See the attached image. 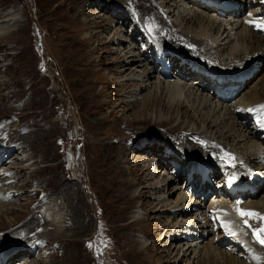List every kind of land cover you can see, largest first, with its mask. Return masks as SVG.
<instances>
[{"label": "rangeland", "instance_id": "1", "mask_svg": "<svg viewBox=\"0 0 264 264\" xmlns=\"http://www.w3.org/2000/svg\"><path fill=\"white\" fill-rule=\"evenodd\" d=\"M261 2L231 0L226 7L240 14L231 16L234 19H242L252 12L264 18V2ZM216 4L210 6L213 8ZM191 5L198 12L217 14L216 9H202L195 2ZM147 6L145 0H0V197L3 196L0 198V225L28 223L33 228L31 232L42 239L40 243L30 244L33 240L26 239L25 235L17 237L10 230H7L10 236L7 231L0 232V264H191V260L174 263L172 258L179 256L185 242L195 237L185 234L188 227H168L170 220L160 201H174L179 194L182 195L180 203L186 205L185 199L189 196V200L196 202L191 205H197L200 215H205L207 220L212 215L210 203L216 197L213 192L217 191L213 183L218 181L221 167L230 166L234 172L245 174L239 170L240 166L233 168L236 158L242 155L245 158L243 153L248 148L253 150L259 144L264 147L261 137L264 132H257L253 124L256 115L262 116L261 109L256 108L253 116L245 115L246 119L243 116L227 120L226 115L219 125L221 130L226 126L223 133L230 137H217L220 133H216L215 138L233 151L231 161L225 158L216 161L215 154L213 158L205 155L202 160L190 158L187 154L196 151L192 154L198 155L199 147L191 144L186 136L178 145L174 141L176 137L169 135L179 136L185 123L164 122L153 126V122L142 123L143 117L133 114L131 93L120 91L118 94L116 84L132 80L128 79L132 74L147 72L148 63H152L158 73L166 70L154 58L155 46L163 45V39L150 36V42L142 40L144 35L151 34L149 27L155 32L159 30L155 29L156 22L147 24L139 20L148 12ZM157 11L165 15L161 8ZM126 13L128 21L125 23ZM241 29L236 28L239 48L240 35L245 33ZM262 31L255 35L264 41ZM125 39H129L128 44ZM122 48L128 56L137 59L136 65L132 63L127 68L128 61L117 57ZM141 49L143 55L138 52ZM169 49L176 57L170 58L173 65L170 71H174L181 61L180 55L175 54L184 51L173 44ZM42 56L46 66L40 62ZM187 59L189 63L205 65L201 60ZM142 61L148 62L146 66ZM206 63L219 68L216 62L206 60ZM152 68L150 71L156 75ZM237 69L241 76H228L230 82L235 83L219 85L224 88L214 85L204 88L190 72L184 81L187 86H202L199 93L211 97L225 89L232 97L226 98L224 103L245 102L251 91L264 83V52ZM150 90L151 85L142 93L139 91L137 102ZM196 99L188 100L190 113L196 117L198 112L206 115L209 107H197ZM174 112L162 110L161 114L168 118ZM249 131H253L254 136L244 139ZM242 133L244 136L239 140L234 139ZM189 137L199 136L192 132ZM142 141L147 142V148L141 150L139 142ZM163 142L170 145L172 152H165L169 155L165 160L158 155L162 153ZM208 146L215 147L214 144ZM259 159L263 164L257 170L256 181L264 185V157ZM207 167L217 169L214 176L212 173L205 176L212 184L201 178L205 175L201 170ZM192 174H195L193 180ZM180 186L182 188L176 191ZM250 189L241 192L243 199L248 201L252 197L260 206L264 205V189L257 196H250ZM5 196L9 199L5 200ZM42 203L46 204L45 209L55 207L59 216L57 226L41 217ZM261 211L264 214V209ZM184 217L193 221V210ZM260 220L249 219L252 225ZM214 221L213 218L212 223ZM216 224L215 221L212 232L205 234L200 232L201 228H190V233L202 234L198 248L194 246L197 256L193 264H202L204 248L220 239L223 240L220 250L226 252V257L222 259L218 254L216 263L225 264L224 260L230 259L228 250L234 245L230 237H217L222 229ZM262 224L264 220L258 228ZM206 230L209 231L210 226ZM213 237L216 239L211 240ZM250 238L253 241L252 231ZM239 245L236 252L246 253V249L237 250ZM211 252L214 255L218 251L212 246Z\"/></svg>", "mask_w": 264, "mask_h": 264}, {"label": "bare ground", "instance_id": "2", "mask_svg": "<svg viewBox=\"0 0 264 264\" xmlns=\"http://www.w3.org/2000/svg\"><path fill=\"white\" fill-rule=\"evenodd\" d=\"M156 1L155 0H145V2L149 4V6H147L148 12L140 16L139 20H141L142 23L146 22L147 24H149L150 22H156L157 26H155V29L158 28L159 30L155 32L153 31L152 27H149L151 28V34L148 33L147 35H144L142 40H145L146 42H150L149 41L150 36L153 38L163 39L162 46H164L165 51L161 52V56L163 57V60H164L161 67L165 68L166 70L165 71L162 70L161 72H159L160 73V76H159L158 70L157 69L155 70L154 68H152V63L142 61L145 66H146L145 63H148V67L154 69L157 74L155 75L153 72L150 71V68L149 69L147 68L148 69L147 72L137 71L138 74L136 76L134 74H132L130 77H128V75H125L126 78L128 77V79H132V80H127V82L122 81L116 84L118 85V88L116 87V90L118 91L117 93L119 94L120 91L131 93L130 97H131V101L133 102V105H132L133 114L136 117L142 116L143 117L142 123L153 122V126L154 125L159 126L164 122L166 124H170L171 122L177 121L179 125L182 123H185V128L181 127V129H184V130L179 131L180 132L179 136H177L176 133L169 134V135L173 136L174 138L176 137L174 141L178 145L184 142L185 140L184 136H186L191 140V144L197 145V147H199V149L197 150L198 155L192 154L196 152V151H192V153L187 154L188 157L190 158L198 157V160H202V159H205L204 157L205 155H207L209 158H213L214 157L213 155L215 154L216 155L215 157H218V159L225 158L227 160H230L231 158H233L231 155L232 154L231 152L233 151L231 150L230 152L229 148L225 147L223 143L217 140V137L227 138V137H230V135L225 137L226 135L225 133H223V129L226 126H224L223 129L221 130L219 125L224 122L226 115H228L226 117L227 120L235 119V117L240 118L243 116L245 118V115H247L246 110L249 109L252 105L258 106V105L264 104V83L263 85L260 84L256 86L255 89L251 91V93L247 97L249 98V100H247L246 98L247 101L245 102L237 101L234 104H230V102L224 103L225 102L224 100L226 98L228 99L232 97L231 95L225 93V89L224 91L220 90L219 91L220 94L218 93L217 95L213 97L207 94L199 93V90L202 89L203 87L208 88L209 86L212 87V85H214L215 88H217L219 85L217 84L216 81H214V79L211 76L208 77L203 74V70H204L203 68L205 67L211 72L220 74L219 76L221 78H223L224 75L226 77L228 76L234 77V74H237L238 77H240L241 75L239 74L241 72L240 70L237 69V67L257 55H262L264 52V47H263L264 41H262L260 37L256 36L257 34L255 33V32L260 31L261 29L256 27L254 24H249L247 21H259V20H264V18L260 17L259 15H255L252 12L246 15L242 19H239V20L234 19L231 16H235L236 14L240 15L237 11H235L234 9H230V10L223 9L224 4L226 3L225 5H229L231 0H209L210 4H211V1H217L216 2L217 5H215L213 8L210 6V4H206L202 2L201 0H182V1L180 0H156ZM261 1L264 2V0H261ZM183 2L189 3V5L186 6L183 4ZM192 2H195V5L199 6V8L201 7L202 9L203 7L207 9L209 8L216 9L217 14H215L213 11L210 14H208V13H203L202 11L198 12L196 10H193L192 5H191ZM157 8H161L162 12L165 13V15H159ZM224 14L226 17L221 18L222 15ZM227 16L229 18H227ZM172 20L174 22H171ZM124 21L125 23L128 21L127 13L125 14ZM240 27H242L241 32L243 31L245 33L243 36L240 35V45L241 46L239 48V43H238L239 36H237L236 28H240ZM139 28L141 29L142 32H145L142 26H139ZM118 32H120V30ZM125 41L127 42V44L129 43V39H125ZM172 44L175 45L176 48L182 49L184 53L176 50L179 54H175V55H180V57L178 58H180L181 61L175 67L174 71L171 70L168 72V70L173 66L171 64L172 61L170 62V58L175 57L174 54L169 49L172 47ZM184 47H186L187 49L185 50ZM123 49L124 48H122V52H119V55L117 57L122 56L123 57L122 60L124 62L128 61L127 68H130V66L133 65L132 63L136 65L137 64L136 62H138L137 59L133 58L132 56H128L127 51H124ZM89 51H92V50H89ZM138 52L139 54L143 55L142 49H141V52L140 51ZM88 55L89 53L86 55V57H88ZM220 56L221 57L224 56L223 60L220 59L221 58ZM124 57H127V58L124 59ZM187 58H190L191 60L194 59L195 61L203 60V62L205 61L204 63L206 66L203 65L201 67L198 63H195V62L193 64L189 63ZM204 58L208 61L216 62L219 65V68L216 67L215 65H209V63H206V60H204ZM230 68H233V69H230ZM132 71L135 72V69H133ZM189 72L192 73L190 74L191 76H196L198 78L197 81H199V84L202 85L203 87L200 85L192 86L194 84H192L191 86L190 85L187 86L184 79H186L187 76L189 78V74H187ZM97 78L98 77H96V80ZM152 79H155V80L152 81ZM179 79H182L183 81H179ZM230 81L232 80L226 78L225 83L227 85L229 83L231 85H234L235 81L234 82H230ZM150 85L152 86V90L146 91L145 92L146 94L144 95L143 99L140 101L138 100L137 102V99L139 98L138 94H141L142 91L146 90L147 87ZM186 87L188 88L185 89V91L183 92L184 88ZM219 87L224 88L221 86ZM232 92L234 94V91ZM195 97H197L196 99L197 100L196 102H198L197 107H200L201 109L205 107H209L208 113L206 115L205 114L201 115L200 112L196 111L198 112V115L196 117L195 114L190 113L191 104L189 105L188 100L194 99ZM217 109L219 110L217 111ZM162 110H166L167 112L168 111L174 112L176 110L177 113L175 114L174 112L173 114L174 116L169 115V117L167 118V116H165L164 114H161ZM151 113H154V116ZM263 114H264V110L262 113L261 120H264ZM178 124L176 126H179ZM195 131H199V132L195 133ZM245 131L246 130H244V132ZM192 132H194V134H198L199 137H195V138L189 137V135ZM216 133L217 134L220 133V135H218L215 138ZM243 133L240 135H237L234 139L239 140V138L244 136ZM248 134L245 135L244 139H248V140L252 139L255 133L253 131H249ZM167 135L168 134H166L165 136ZM146 144H147L146 141L139 142V146H141V150L142 148L145 149ZM163 144L164 145L162 148V153H159L158 155H161L163 160H165L166 157L169 156L165 152H168L171 154L172 152H171V147L169 144H165V142H163ZM208 144H214V146L216 148L218 147L219 149H216L215 147H210L208 146ZM262 145L263 144H259L257 148H254L253 150H250V148H248L247 149L248 151H245V153H243L245 154V158H244V155H242L236 158V161L234 159L235 162L233 164L234 165L233 168L235 167L237 168L238 166H240L239 170L241 172L244 171L245 174H241L240 172H236V171L234 172L233 171L234 169L231 170L230 166L228 165H227L228 166L227 170L225 167H223L224 169L220 170V176L218 178L222 179L223 187L218 188L221 193H219V191L217 190L215 191L216 197L214 195H213L214 198L212 197L213 199L210 203V206L212 208V213H211L212 215L208 216L207 220L205 219L206 218L205 215H200L201 212L199 211V207L197 205L195 206L191 205V204H194L195 201L194 199L189 200V198L191 197H189L188 195H187L188 198L185 199V202H187L186 205L185 204L182 205L180 203L182 202L181 201L182 195H179V194L174 201H170L169 199L160 201V204H161L160 206L164 205L165 208H162V209L165 212H167L166 217L169 218L170 220L168 227H172V228L182 227V229H184L185 227H188V229L185 228L186 230H188L186 232H189L190 228L191 229L194 227L197 229L201 228L202 230L200 232L202 234H205L208 232L209 233L212 232L213 228L215 229L216 226L214 227L213 225L214 223H212L213 218H214V220L217 222V224H219V226H221L220 228L222 229V233L218 234L217 237L221 238L223 235L230 237L231 242L234 245V247H231V249L228 250V252H230L229 253L230 259H228V261L224 260L226 262L225 264H264L263 246H261L260 244L259 246H256V244L258 243H256L254 240L252 241L250 238L251 229L258 228L262 220L256 222V224H253V225L250 224V221H249V224L251 226L249 228L243 225V219H245L246 217L241 218L235 211V208L238 206L241 209L255 210L256 212L264 215L261 211L264 209V205L260 206L259 205L260 202L254 201V198L252 197H250L251 199H248V201H245L241 194V192L243 193V191H245L246 188H249V189L251 188L250 190L252 191V193H250V196L253 194L257 196L264 189V185H259L261 182L256 181V175L258 173L257 170L263 164L262 159H259L261 157H264V151H263L264 147H262ZM179 159L183 161L182 158H179ZM215 169L211 170L210 167L203 168V170L201 171L205 173V175L203 174L202 177L204 178L205 176L210 175L209 173H212L211 175L214 176L217 170ZM166 170L167 168L164 170L163 173H165ZM159 172H161V169L159 170ZM1 174L2 173L0 172V175ZM194 175L195 174L190 175V178H192V180H193ZM179 188H182V186L176 187V191H178ZM230 188L231 190H233L232 196L235 197L236 200L230 199V196H229ZM239 189H241L242 191ZM2 197L0 198L3 199ZM6 199H9L8 196H5V200ZM237 202H239L238 205H237ZM45 203L41 204L40 215L43 219L48 220L50 221L51 224L56 225L58 218H59L57 214L58 212L56 211L55 207L53 208L49 206L50 207L49 209L48 207L47 209H45L46 204H47ZM191 210H193L194 212V219H192L193 221H191V219L186 220L185 218L186 216L184 217V214H186L188 211H191ZM209 218H211V221ZM247 219H250V218H247ZM174 221H176L174 225H171V222H174ZM198 222L199 224H197ZM11 223L13 222L11 221ZM208 226H210L209 231L206 230V227ZM2 227L0 225V228H1L0 232L10 230L11 232H14L15 234H17V237H22L23 235H25L26 239L33 240V242H30V244L42 242V239H39V236H36L35 234L31 232L33 228H31L28 223H25L22 225L20 224V222H17L13 225L8 224V227L7 226L4 228ZM230 230L235 231L237 235L236 236L231 235ZM7 232L9 234L8 236H10L9 231ZM186 232L185 234H188V236L194 235L195 238L193 237L194 240L189 239L190 241L188 240L185 242V246L182 249H180V252L178 254L179 256L172 258L174 263L179 262V261H184V262L186 261L189 263V261L191 260V264H193L194 259L197 256V251L194 246L196 247L198 246V243L200 242L199 239L202 234L201 235L199 234L197 236L196 233L194 232L193 233H190V232L186 233ZM214 239L216 238L213 237L211 240H214ZM236 240H237V243H236ZM193 241H196V242L193 243ZM215 241H212L210 243V246L208 245L207 247H205L207 250L203 246L204 251H203L202 264H205V263L217 264L216 258H218V254L221 255L220 258L222 259H224L223 256L226 257V252L225 251L222 252L219 246L220 244H222L223 240L220 239L217 242ZM212 243L214 245H212ZM238 244L240 245H239V248H237V250L241 251L243 249H246V253L243 252L245 254H243L242 252H236V247ZM212 246L214 250L216 249L218 251L214 255L211 252ZM246 246L249 248H247ZM179 248L180 246L176 249V251L179 250ZM176 251H175V254L177 253ZM191 253H192V256L188 258V256ZM22 254H26V253L23 252ZM242 255L243 256L245 255V256L242 257Z\"/></svg>", "mask_w": 264, "mask_h": 264}, {"label": "snow or ice", "instance_id": "3", "mask_svg": "<svg viewBox=\"0 0 264 264\" xmlns=\"http://www.w3.org/2000/svg\"><path fill=\"white\" fill-rule=\"evenodd\" d=\"M249 24H254L256 27L258 28H264V20H259V21H247ZM259 109L264 110V104L258 105L257 106ZM239 204V202H237V205ZM223 211V210H221ZM236 213L241 217V218H245L243 219V225L246 227H251L249 224V219L247 218H258L261 220H264V215L256 212L255 210H251V209H241L238 206L235 208ZM227 226V225H226ZM252 231V237L253 240L260 244L261 246H264V224L261 225L260 228H255V229H251ZM231 235L236 236L237 233L235 231H231ZM247 234V233H245Z\"/></svg>", "mask_w": 264, "mask_h": 264}]
</instances>
